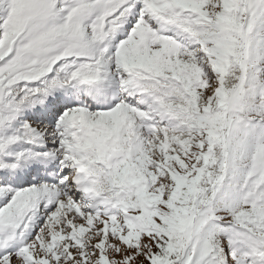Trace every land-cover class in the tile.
<instances>
[{
	"label": "snow or ice",
	"instance_id": "obj_1",
	"mask_svg": "<svg viewBox=\"0 0 264 264\" xmlns=\"http://www.w3.org/2000/svg\"><path fill=\"white\" fill-rule=\"evenodd\" d=\"M0 264H264V0H0Z\"/></svg>",
	"mask_w": 264,
	"mask_h": 264
}]
</instances>
